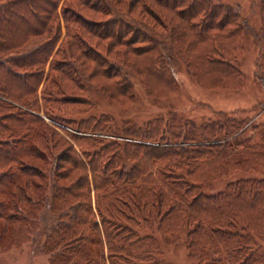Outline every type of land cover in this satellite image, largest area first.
<instances>
[{
  "label": "trees",
  "instance_id": "1",
  "mask_svg": "<svg viewBox=\"0 0 264 264\" xmlns=\"http://www.w3.org/2000/svg\"><path fill=\"white\" fill-rule=\"evenodd\" d=\"M249 31L222 0H0V231L45 222L51 264H165L170 238L193 264H264L263 121L99 109L134 108L137 82L172 100L180 67L240 90Z\"/></svg>",
  "mask_w": 264,
  "mask_h": 264
},
{
  "label": "rangeland",
  "instance_id": "2",
  "mask_svg": "<svg viewBox=\"0 0 264 264\" xmlns=\"http://www.w3.org/2000/svg\"><path fill=\"white\" fill-rule=\"evenodd\" d=\"M222 1L240 5L244 19L252 27V31L246 34L240 53L241 66L245 74V85L240 90H206L185 68L181 70L180 67L178 77L182 84V92L172 100L149 102L142 85L137 82L138 101L134 108L120 110L110 103L101 101L99 109L116 111L120 116H131L138 121L148 118L149 115L169 112L171 109L199 121L209 116H218V112L222 110L236 112L243 117L252 118L248 124V132L254 134L255 128L252 127V123L264 122V81L259 75L262 45L256 36L262 25L260 7L257 0ZM256 175H264V167ZM45 229V222H41L31 239L22 240L20 243L13 242L12 235L0 231V264H51L50 253L42 246L46 238ZM173 241L174 239L170 238L169 244H165V264H193L188 257L185 243L182 240Z\"/></svg>",
  "mask_w": 264,
  "mask_h": 264
}]
</instances>
